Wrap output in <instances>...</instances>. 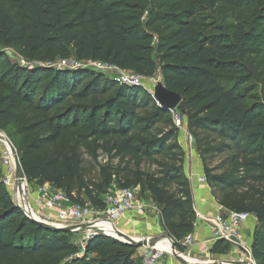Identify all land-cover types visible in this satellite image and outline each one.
Masks as SVG:
<instances>
[{
    "label": "trees",
    "instance_id": "trees-1",
    "mask_svg": "<svg viewBox=\"0 0 264 264\" xmlns=\"http://www.w3.org/2000/svg\"><path fill=\"white\" fill-rule=\"evenodd\" d=\"M205 7L216 20L238 14L240 23L220 26ZM5 49L32 63H11ZM56 58L147 80L159 71L182 97L177 111L216 203L256 218L251 257L264 264V0H0V131L16 143L26 180L100 210L111 184L139 187L182 250L196 212L171 113L143 87L43 66ZM84 157L99 165L98 177L86 176ZM72 235L33 221L0 173V264L140 263L138 249L119 238L99 234L80 248ZM224 248L217 242L211 254Z\"/></svg>",
    "mask_w": 264,
    "mask_h": 264
},
{
    "label": "built area",
    "instance_id": "built-area-1",
    "mask_svg": "<svg viewBox=\"0 0 264 264\" xmlns=\"http://www.w3.org/2000/svg\"><path fill=\"white\" fill-rule=\"evenodd\" d=\"M57 66H65L70 69H91L111 77L119 83H128L143 88L145 87L142 82L147 80L131 71L122 70L99 61L78 63L75 60L73 62L63 60ZM114 74L116 76H112ZM169 112L172 115L175 127L183 131L185 129V118L177 109ZM188 140L193 143V139L189 134ZM3 161V168H12L13 157L10 151L3 155ZM201 182H205V180L202 179ZM3 183L6 185L4 181ZM15 188H17L18 193L20 187ZM18 199L17 197V201L14 203L31 219L54 228H68L70 234H82L84 236L83 246L95 231L102 232L99 228L105 224L110 225L115 232H121L119 230L120 225L133 226L138 220L146 219L149 211L157 212V216L160 218V211L155 205L149 204L145 199H138L136 188H119L116 184H111L106 193L100 196V200L103 202V209L101 210L87 203L75 204L63 191L56 190L50 185H45L40 190L39 197L36 200V208L27 207ZM250 216L246 212L228 211L220 207L219 212L206 221L211 233V241L213 243L222 241L232 248L248 250L251 253L247 242L243 238V228ZM196 243L194 233L187 235L179 242L182 252L177 250L178 255L183 259H190L192 248ZM143 249L145 251L140 257L139 264H160L165 254L174 259L171 252L166 253L158 250L155 245Z\"/></svg>",
    "mask_w": 264,
    "mask_h": 264
},
{
    "label": "crops",
    "instance_id": "crops-1",
    "mask_svg": "<svg viewBox=\"0 0 264 264\" xmlns=\"http://www.w3.org/2000/svg\"><path fill=\"white\" fill-rule=\"evenodd\" d=\"M184 125L185 129L179 133L178 142L185 153L184 172L191 184L194 208L196 212L194 238L197 243L192 248V254L190 259L193 261V263H200L202 261L210 262V258L213 257L216 259L214 260V262L218 261L223 264L229 262V260L231 258H235V256L233 251L228 256L220 254H211V249L213 248L215 243L211 241V233L206 221L213 218L219 212L220 206L216 203L215 199L211 195V191L207 184L205 182H201V180L204 179L202 163L197 155L195 144H189L187 142V137L189 133L187 130L186 121L184 122ZM45 185L49 184L40 185L35 193L33 191L32 195L27 193V191L24 189L25 184H16V187H20V191L18 190V193L17 188H14V190L9 189L8 192L13 202L17 201L18 197V201L24 203L27 207L36 208V200L39 197L40 190ZM149 219H151V217L146 216V219L138 220L133 226H127L123 224L125 225V227L128 228V230L122 228L123 230L120 231L121 233L133 239L134 241L145 239L146 233L151 230L152 226L149 221H147ZM158 224L161 225L160 218L158 219ZM256 227V218L254 216H250V219L245 223V226L243 228V238L247 242V245L249 246L250 250ZM141 231L143 232V234ZM164 243L169 245L168 240L160 239L156 242L155 246L161 248ZM140 250L141 248H139L137 252H139ZM185 260L189 263H192V261L189 259Z\"/></svg>",
    "mask_w": 264,
    "mask_h": 264
},
{
    "label": "rangeland",
    "instance_id": "rangeland-1",
    "mask_svg": "<svg viewBox=\"0 0 264 264\" xmlns=\"http://www.w3.org/2000/svg\"><path fill=\"white\" fill-rule=\"evenodd\" d=\"M202 14H204L205 16H208L214 20L217 19V14L216 12H214V10L210 7H205L202 11H201ZM237 18H239V15H227V16H224V17H221L219 18L218 20H216L218 22V24L220 26H224V27H232V26H236L238 25L240 22L237 20ZM5 54L7 56V58L11 61V63H14V64H17V65H20V66H29L30 63H32L31 61H28L26 60L21 54L19 51L17 50H13V49H5ZM71 62H73V58L70 59ZM61 62L60 59L56 58L52 61H47L43 64V66H52V67H57V65ZM112 76H116L115 74L112 75ZM157 81H162V78H161V75L159 73V71L156 72L155 76L153 79H149V80H144L142 83H143V86L145 87V89L149 92H151L153 94V88H154V83L157 82ZM181 131L179 130V133ZM0 134L7 138L11 143H12V138H10V135L7 131H0ZM66 142H70L69 139H66L65 140ZM187 142L189 144H192V142H190L188 140V137H187ZM14 146L16 143H12ZM9 149L7 148V146L0 141V173H1V176H2V180L6 183V187L7 189H11V190H14V188L16 187V182H15V179H14V166L12 164V168L10 169H6V168H3V155L8 152ZM224 157H220L218 159V161L222 160ZM216 161V163L218 162ZM99 163L100 164H104V160L102 158L99 159ZM84 170H85V174L86 176L88 177H92V178H96L98 177L99 175V165H97L96 163L94 162H91L87 157H84ZM39 187V185L35 182H28L26 180V183H25V190L27 191V193H29L30 195L33 194V191L34 193L37 191V188ZM136 193H137V196H138V199H145L146 201H148L149 204H153L152 201H151V198H150V195L147 193V192H144V193H141V189L138 187L136 188ZM84 198V196H83ZM85 199V198H84ZM154 205V204H153ZM147 216L148 217H151V219L147 220L149 221V223L152 225L151 226V230L148 231L146 233V236H145V239L146 238H155V239H166V240H171V237L167 234H165L162 230H161V225L158 224V216H157V212H151L149 211L147 213ZM120 229L119 230H123V229H126L128 230L127 227H125V225H120L119 226ZM123 228V229H122ZM142 232V231H141ZM138 234V232H137ZM143 234V232H142ZM108 235L112 236V237H116V233H108ZM149 236V237H147ZM83 239H84V236L82 234H73L71 236V240L74 244H76L78 247L82 248L83 247ZM170 248L169 245L167 244H163V246H161V249H165L166 251H170ZM144 249L141 248V250L139 252L136 251L135 253V259H136V263H139L140 262V257L141 255L144 253ZM179 252H182V250H178ZM221 252H217L216 254H220V255H225V256H228L230 255V253L233 251L234 253V256L235 258H231L229 260V262H226V263H223V264H255L252 257H251V253H249L248 250H243V249H235V248H232L230 247L229 249H225L222 250L220 249ZM171 252V251H170ZM211 261H202V262H208V263H211V262H214V260H216L215 258L211 257L210 258ZM191 260V259H189ZM192 261V260H191ZM193 262V261H192ZM168 264V263H176V264H179L175 259H172L168 254H165L162 261L160 262V264ZM214 263H218V261L214 262Z\"/></svg>",
    "mask_w": 264,
    "mask_h": 264
},
{
    "label": "water",
    "instance_id": "water-1",
    "mask_svg": "<svg viewBox=\"0 0 264 264\" xmlns=\"http://www.w3.org/2000/svg\"><path fill=\"white\" fill-rule=\"evenodd\" d=\"M153 98L157 102V104L162 107L163 109H166L167 111H172L176 110L179 105L182 103V97L176 93H172L168 91L162 81H157L154 83V88H153ZM0 141L3 142L7 148L9 149L12 157H13V166H14V179L17 185H23L26 183V177L25 174L22 170L21 164H20V159L18 157V153L16 148L13 146V144L5 137H3L0 134ZM37 224L40 226L50 229V230H56V231H62L64 233H69L70 230L68 228H54L52 226H49L45 223H42L40 221L34 220ZM117 238H119L122 242L128 244L129 246L133 247L134 249H139V248H145V247H153L155 243L159 239H141L138 241H134L133 239L127 237L121 232H115ZM105 235V236H110L108 233L105 232H100V231H95L93 235H91L87 241L96 236V235ZM170 243L171 247V254L173 255L174 259L179 263V264H222L220 262L218 263H208V262H200V263H189L182 257L178 255L175 243L171 240H168ZM244 264V263H243ZM252 264V263H250Z\"/></svg>",
    "mask_w": 264,
    "mask_h": 264
},
{
    "label": "bare ground",
    "instance_id": "bare-ground-1",
    "mask_svg": "<svg viewBox=\"0 0 264 264\" xmlns=\"http://www.w3.org/2000/svg\"><path fill=\"white\" fill-rule=\"evenodd\" d=\"M102 232H106V233H115V230L113 229V228H111V226L110 225H103L102 227H100L99 228ZM168 244H169V247H170V243H169V241H168ZM155 248L156 249H158V250H161V251H165L166 253H169L170 251H166V250H164V249H161V248H159V247H157V246H155ZM171 249V248H170Z\"/></svg>",
    "mask_w": 264,
    "mask_h": 264
}]
</instances>
